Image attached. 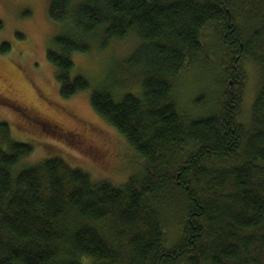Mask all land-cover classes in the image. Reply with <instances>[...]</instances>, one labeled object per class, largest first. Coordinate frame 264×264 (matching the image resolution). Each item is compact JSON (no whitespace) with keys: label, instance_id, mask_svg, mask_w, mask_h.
I'll use <instances>...</instances> for the list:
<instances>
[{"label":"trees","instance_id":"obj_1","mask_svg":"<svg viewBox=\"0 0 264 264\" xmlns=\"http://www.w3.org/2000/svg\"><path fill=\"white\" fill-rule=\"evenodd\" d=\"M49 15L70 27L46 52L61 97L89 90L141 164L122 184L61 157L15 170L33 148L0 122V264H264V0H52ZM129 35L137 47L103 82L74 71V53ZM210 45L217 93L191 116L174 85Z\"/></svg>","mask_w":264,"mask_h":264},{"label":"rangeland","instance_id":"obj_2","mask_svg":"<svg viewBox=\"0 0 264 264\" xmlns=\"http://www.w3.org/2000/svg\"><path fill=\"white\" fill-rule=\"evenodd\" d=\"M51 1L0 0V122L8 124L14 141L33 148L15 170L45 158L61 157L71 167L90 173L94 180L122 184L139 168L141 158L122 135L92 110L89 90L70 98L61 97L46 52L54 46V38L70 27L69 21L50 17ZM205 35V43L215 38L208 39L210 30ZM3 43L9 45L5 51H1ZM213 43L217 45L215 39ZM137 45L136 36L129 35L112 40L103 49L94 46L87 53H74V71L85 75L93 85L99 84L108 76L111 65L118 66ZM208 51L209 56L201 55L189 63L174 85L179 106L191 116L212 109L217 93L219 52L212 45ZM241 70L243 115L255 95L257 72L249 63ZM197 96L203 97L201 105L195 103ZM176 223L173 215L171 232H175Z\"/></svg>","mask_w":264,"mask_h":264}]
</instances>
